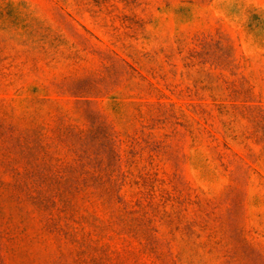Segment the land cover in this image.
Segmentation results:
<instances>
[{
	"label": "rangeland",
	"instance_id": "rangeland-1",
	"mask_svg": "<svg viewBox=\"0 0 264 264\" xmlns=\"http://www.w3.org/2000/svg\"><path fill=\"white\" fill-rule=\"evenodd\" d=\"M0 264H264V0H0Z\"/></svg>",
	"mask_w": 264,
	"mask_h": 264
}]
</instances>
